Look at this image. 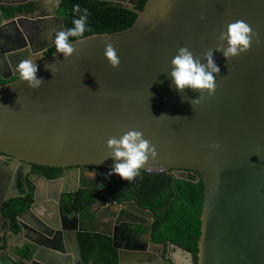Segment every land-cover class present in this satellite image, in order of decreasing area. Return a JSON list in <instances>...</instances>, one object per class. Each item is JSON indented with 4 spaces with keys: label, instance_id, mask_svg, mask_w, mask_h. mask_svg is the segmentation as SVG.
<instances>
[{
    "label": "water",
    "instance_id": "water-1",
    "mask_svg": "<svg viewBox=\"0 0 264 264\" xmlns=\"http://www.w3.org/2000/svg\"><path fill=\"white\" fill-rule=\"evenodd\" d=\"M60 1H31L40 12L50 3L47 16L57 19L58 31L63 30L56 15ZM97 1L132 11L133 24L70 41L75 51L67 59L56 50L45 56L54 36L48 45L32 49L36 76L43 81L39 88H29L17 74L0 85V153L16 157L23 166L63 169L57 179L29 176L33 202L17 216V224L23 238L34 236L27 238L34 252L21 259L2 249L0 264H83L77 228L63 251L43 230L49 234L62 228L60 221L66 219L60 202L70 183L83 170L110 169L114 161L108 158L106 141L129 130L140 131L156 153L139 171L189 170L201 178L200 235L197 262L192 252L172 242L168 247L175 255L168 251L162 259L156 254L161 246L147 233L145 247L126 251L114 246L117 264H158L160 259L164 264H264V0H145L141 9L136 8L140 0ZM18 16L16 12L12 19L18 21ZM237 20L251 27L252 41L246 52L225 61L215 48L224 44L218 40L220 32ZM108 43L120 60L116 68L103 57ZM9 47L0 51V61L15 67L22 61L24 46ZM180 47H187L202 63L204 53L214 51L219 73L214 74L211 96L187 88L178 92L171 85L167 73ZM193 98H200V103L192 106ZM215 144L220 147H212ZM13 187L18 188L16 183ZM18 196L0 192V210ZM103 198L121 210L131 204L150 225L151 211L135 202L117 204L107 190ZM0 220L1 246L2 234L8 231L1 211Z\"/></svg>",
    "mask_w": 264,
    "mask_h": 264
},
{
    "label": "flooded vegetation",
    "instance_id": "flooded-vegetation-1",
    "mask_svg": "<svg viewBox=\"0 0 264 264\" xmlns=\"http://www.w3.org/2000/svg\"><path fill=\"white\" fill-rule=\"evenodd\" d=\"M31 1L32 0H0V39L3 36V30H5V26H2V23L8 20L14 21L15 19H12L13 14L16 12L17 14H20V16H18V21L15 20L17 25L15 26L16 36L13 37V42L16 43V45L22 44V46H24L22 47V49H20V52H24V54L21 56L22 61L25 59H31L32 49L38 50L44 45H48L49 43H51L53 37L55 36L59 28V23L57 19L53 18L51 20L47 16V14L50 13V3L47 2V6L43 8L42 12H40L41 8H39V6H34ZM34 1L36 0H33V2ZM51 47L45 50V56L48 49H50ZM8 49H10V47H2L0 51H7ZM15 68L16 66L13 69ZM13 69L0 71L3 75V78L0 77V79L3 80L5 83L15 79L14 75L17 73ZM45 168H47V166H41L37 164H27L23 166L22 163L18 159H16V157L0 153V192L6 194L18 193V197H21L25 195L30 186H33L34 191V185L29 180V176L36 174H40L41 176H43V173L46 174ZM57 169L61 172V175L55 177L54 179L60 178L62 176L63 169ZM108 171L109 169L102 168L96 172H88L83 170L81 173H79L78 180L75 179V181H73L74 183H70L71 186L69 185L68 187L69 192L66 194L76 197L78 192H80L81 190H85L90 195L96 197V201L89 204L90 206H80L78 209L73 207V212L68 213H64L60 205L62 214H64V219H66V221L64 222L60 221L62 224V228L54 233L49 234H47L46 231L43 230L44 235H53L50 238V242L55 244L58 250H65V248L68 246L65 241L70 240L71 233L73 230H75V228H77V233L80 230L88 231L89 229H94L98 231L95 233L104 232L110 234L111 236L99 233L110 238L112 249L116 252V262L117 249L114 246H119L121 249H124L126 251L133 250L136 247H145L147 243V233H149V240L154 242L151 234L153 218L149 225V221L146 215L138 210H135L131 204L125 206L124 210H121L117 209V207L112 204L106 203L103 198V190H107L109 198H111L117 204H127L128 202H134L127 200L118 201L113 198L112 192L118 191L121 194L129 195L131 189H133L137 185L142 184V178L144 176H147L149 173L156 172H148L147 170L139 171V176H136L132 181H125L114 174L107 175ZM172 172V175L177 177H181L187 173H194L189 170L180 169L173 170ZM177 172L180 173V175L175 174ZM15 183L18 186L17 189L13 187ZM86 209L90 210V218H87L85 216ZM0 211L2 216L6 220H8V231L2 234L3 244L0 246V250L8 249L15 256L21 259H27L22 258V256H19V254L15 252V249L18 248V253L21 254L24 253L25 250H28V247H33L32 243H30L27 238H34V236L29 233L25 239L20 235V232L14 234L11 231V222L4 214V203L2 204ZM78 213H81V218L77 217ZM154 243H157L161 246V248H156V254H160V257L162 259H164V256L168 253V251H170L171 255H175L176 251L172 247H168L169 242L165 244L158 242ZM194 259L197 262V257H194ZM157 263L164 264L163 260L161 259L157 261Z\"/></svg>",
    "mask_w": 264,
    "mask_h": 264
},
{
    "label": "trees",
    "instance_id": "trees-1",
    "mask_svg": "<svg viewBox=\"0 0 264 264\" xmlns=\"http://www.w3.org/2000/svg\"><path fill=\"white\" fill-rule=\"evenodd\" d=\"M145 0H140L136 6L141 9ZM87 10V27L83 37L92 34H104L120 31L131 26L135 20V13L119 4L97 0H61L57 15L63 21V30L72 28L73 19L79 18L80 13L74 12V6ZM11 13V12H10ZM82 37V38H83ZM79 39V38H77ZM76 39L70 38V41ZM56 50L55 45L48 49L46 56ZM5 83L0 79V85ZM47 179H54L61 175L57 168H45ZM114 199L134 201L138 207L149 210L153 214L151 234L154 242H173L188 251L196 258L197 243L200 235V214L203 201V182L194 173H187L181 177L172 174L149 173L142 178V184L131 189L130 194L113 191ZM96 197L81 190L76 197L65 194L61 199V209L64 213L73 212V207L90 206ZM33 202V186L28 188L25 195L14 197L4 202V214L11 222V231L20 232L16 217L27 210ZM90 210H85V216L90 218ZM161 211L158 215L157 212ZM77 242L83 264H116V252L112 249L110 238L99 233L80 230ZM15 252L22 258L29 259L34 247H28L24 253Z\"/></svg>",
    "mask_w": 264,
    "mask_h": 264
},
{
    "label": "clouds",
    "instance_id": "clouds-1",
    "mask_svg": "<svg viewBox=\"0 0 264 264\" xmlns=\"http://www.w3.org/2000/svg\"><path fill=\"white\" fill-rule=\"evenodd\" d=\"M74 12L80 13L79 18L72 21L74 26L58 31L54 37L56 51L62 54L64 59L70 57L75 51L70 38H82L88 31L87 10H81L79 5H76ZM218 40L224 41V44H217L215 52H220L226 61L249 49L252 29L246 22L237 20L228 24L226 29L220 32ZM213 52V50L205 52L202 63L200 58H194L187 47L178 48L170 61V71L167 73L174 89L183 92L187 88L211 96L216 87L214 74L219 73V67L213 60ZM103 57L110 67H118L120 60L110 43L105 44ZM44 67L53 74L50 65L46 64ZM37 70V63L33 59L19 62L14 69L19 79L32 89L39 88L43 82L42 78H37ZM189 102L192 106L199 104L200 98H193ZM212 147L219 148L220 145L215 144ZM106 148L110 150L108 158L114 161L107 175L114 174L125 181H132L149 157L156 155L154 147L150 146V141L144 139L143 134L136 130H129L118 139L109 138L106 141Z\"/></svg>",
    "mask_w": 264,
    "mask_h": 264
},
{
    "label": "crops",
    "instance_id": "crops-1",
    "mask_svg": "<svg viewBox=\"0 0 264 264\" xmlns=\"http://www.w3.org/2000/svg\"><path fill=\"white\" fill-rule=\"evenodd\" d=\"M2 26H5V30H3V36L0 39V49L6 47H13L16 43L13 42V37L16 36V21H6L2 23ZM7 59V57H6ZM8 60V59H7ZM14 67L11 65L9 61H6V64L0 61V71H5L7 69H13ZM14 70V69H13ZM9 71V70H8Z\"/></svg>",
    "mask_w": 264,
    "mask_h": 264
},
{
    "label": "built area",
    "instance_id": "built-area-1",
    "mask_svg": "<svg viewBox=\"0 0 264 264\" xmlns=\"http://www.w3.org/2000/svg\"><path fill=\"white\" fill-rule=\"evenodd\" d=\"M148 172H154L153 170H147Z\"/></svg>",
    "mask_w": 264,
    "mask_h": 264
},
{
    "label": "rangeland",
    "instance_id": "rangeland-1",
    "mask_svg": "<svg viewBox=\"0 0 264 264\" xmlns=\"http://www.w3.org/2000/svg\"><path fill=\"white\" fill-rule=\"evenodd\" d=\"M175 174H177V175H180V173H178V172H177V173H175ZM181 174H183V173H181Z\"/></svg>",
    "mask_w": 264,
    "mask_h": 264
}]
</instances>
